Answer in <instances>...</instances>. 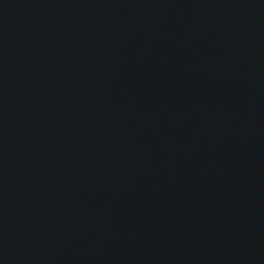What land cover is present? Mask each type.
<instances>
[{
    "label": "water",
    "instance_id": "obj_1",
    "mask_svg": "<svg viewBox=\"0 0 264 264\" xmlns=\"http://www.w3.org/2000/svg\"><path fill=\"white\" fill-rule=\"evenodd\" d=\"M0 264H264V0H0Z\"/></svg>",
    "mask_w": 264,
    "mask_h": 264
}]
</instances>
